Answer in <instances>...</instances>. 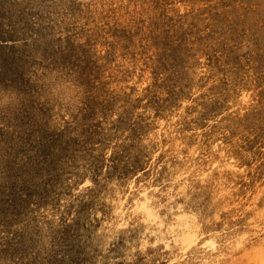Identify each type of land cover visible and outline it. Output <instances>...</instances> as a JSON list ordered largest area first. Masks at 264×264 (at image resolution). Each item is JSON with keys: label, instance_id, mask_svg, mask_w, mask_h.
Segmentation results:
<instances>
[{"label": "rangeland", "instance_id": "1", "mask_svg": "<svg viewBox=\"0 0 264 264\" xmlns=\"http://www.w3.org/2000/svg\"><path fill=\"white\" fill-rule=\"evenodd\" d=\"M9 2L21 9L0 8V133L11 126L16 131L45 127L47 144L73 154L75 139L67 140L63 133L75 124L71 111L83 133L95 126L101 147L105 146L103 121L110 119L115 129L127 130L140 124L139 116L135 122L128 121L131 109L159 106L171 121L185 115V137L193 140L195 163L205 162L210 172L220 174L221 181L213 185L216 191L223 190L220 213L216 210L207 216L219 231L202 234V229L191 227L185 229V236L197 237L191 243L195 246L203 237L216 241L218 249L206 251L216 258L208 264H260L257 257L264 255V0ZM158 146L155 153L162 154L164 142ZM153 164L159 171L155 176L147 169L135 171L129 187L145 176L150 190L171 194L173 188L167 185L183 180L167 179L162 162ZM24 165L21 160L18 169ZM80 177L84 180L86 174ZM196 183L188 190L182 183L181 191L196 194ZM74 190L68 182L65 199L54 192L52 209L47 201L40 202L48 209L43 220H51L71 204ZM98 221L92 213L90 225ZM178 239V233L170 232L163 238L166 250L145 248L141 259H149L147 264L198 263L194 250L175 245ZM115 249L112 242H92L73 264H103L100 261ZM127 249L116 254L115 262L127 263L128 251L133 253Z\"/></svg>", "mask_w": 264, "mask_h": 264}, {"label": "bare ground", "instance_id": "2", "mask_svg": "<svg viewBox=\"0 0 264 264\" xmlns=\"http://www.w3.org/2000/svg\"><path fill=\"white\" fill-rule=\"evenodd\" d=\"M10 7L21 9L9 0H0L1 9ZM70 114L75 124L71 123L67 131L58 132H63L67 140L75 139L71 144L75 146L73 154L72 150L65 154L47 144L43 135L45 127L16 131L11 126L0 133V264H17L19 259V264H56L58 260L60 264H73L81 256V250L92 242L98 245L112 242L116 248L100 263L121 264L114 257L129 247L127 250L133 253L128 251L126 264H147L150 260L140 257L145 248L159 246L166 250L163 238L170 232L178 233L175 245L179 243L195 251L196 264H208L216 259L206 252L218 249L216 241L203 237L195 246L191 243L197 237L185 236V229L191 227L202 229V234L219 231L218 225L207 216L216 210L220 213L223 193L213 185L221 181V175L210 172L205 162L197 165L194 161L193 140L185 137L183 127L187 121L185 115L171 121L159 106L152 110L131 109L126 116L128 121L135 122L139 116L140 124L127 130L115 129L110 119L103 121L101 133L105 146L101 147L95 126L83 133L76 114L72 111ZM160 141L164 142L163 153L156 154ZM21 160L25 165L18 169ZM156 160L164 165L167 179L183 180L186 190L197 182L198 192L183 193L182 183L172 182L167 185L173 188L171 194L164 189L150 190L145 176L129 187L130 176L135 171L147 169L155 176L159 172L153 164ZM120 169H123L121 174ZM81 174H86V179ZM68 182L76 192L71 197L72 203L51 220H43L47 210L55 207L54 192H60L61 199L66 198ZM44 201L48 202V209L41 205ZM92 213L99 217L95 226L89 223ZM233 226L228 229L234 231ZM87 232L95 235L89 236Z\"/></svg>", "mask_w": 264, "mask_h": 264}, {"label": "clouds", "instance_id": "3", "mask_svg": "<svg viewBox=\"0 0 264 264\" xmlns=\"http://www.w3.org/2000/svg\"><path fill=\"white\" fill-rule=\"evenodd\" d=\"M257 260L260 261V264H264V255L258 256Z\"/></svg>", "mask_w": 264, "mask_h": 264}, {"label": "snow or ice", "instance_id": "4", "mask_svg": "<svg viewBox=\"0 0 264 264\" xmlns=\"http://www.w3.org/2000/svg\"><path fill=\"white\" fill-rule=\"evenodd\" d=\"M88 186H90V185H88Z\"/></svg>", "mask_w": 264, "mask_h": 264}]
</instances>
